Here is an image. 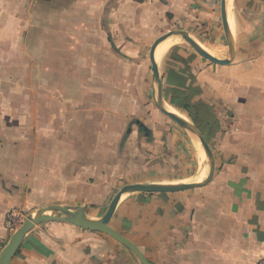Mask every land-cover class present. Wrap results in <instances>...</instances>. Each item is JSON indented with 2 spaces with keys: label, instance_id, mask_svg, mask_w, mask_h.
Segmentation results:
<instances>
[{
  "label": "crops",
  "instance_id": "obj_1",
  "mask_svg": "<svg viewBox=\"0 0 264 264\" xmlns=\"http://www.w3.org/2000/svg\"><path fill=\"white\" fill-rule=\"evenodd\" d=\"M226 16L230 65L193 71L172 51L158 66L163 106L212 147L210 181L126 193L109 221L148 264L264 260V0H232ZM171 29L200 47L226 42L220 0H0V251L9 213L60 205L98 219L125 185L205 180L199 140L156 108L143 58ZM190 84L202 109L181 108ZM9 264L140 263L102 233L46 222Z\"/></svg>",
  "mask_w": 264,
  "mask_h": 264
},
{
  "label": "water",
  "instance_id": "obj_2",
  "mask_svg": "<svg viewBox=\"0 0 264 264\" xmlns=\"http://www.w3.org/2000/svg\"><path fill=\"white\" fill-rule=\"evenodd\" d=\"M220 16H221V25L223 28L227 47L229 50L227 57L224 59L217 58L211 55L210 53H208L207 51H205L184 31L173 30L167 32L163 36L156 39L151 45L149 50V62L151 67V74L157 87L155 106L163 115H165L170 120L175 122L181 128L191 132L193 135L197 137L203 148L204 154L207 156L210 162V169L205 180L202 183H189L182 185H142V184L125 185L121 187V189L113 196L105 214L98 219L86 215L83 208L51 205L49 207L34 209L25 216L20 226L11 234L8 242L1 249L0 264H9L12 258L21 248L25 237L33 229V227L35 225L46 222H65L82 230L102 233L110 237L111 239L115 240L117 243L121 244L125 248H127L135 256V258L138 260L140 264H148L143 254L140 252V250L129 239L121 236L117 231H115L109 225V221L122 195L129 192L154 194V193H177L181 191H186L192 188H197L206 185L210 181L214 172V156L212 150L208 145V143L206 142V140L204 139L203 135L200 133V131L193 124L169 112L163 106L162 83L158 72V66L154 58V53L157 46L161 44L163 41L167 40L169 37L180 36L193 49V51L204 60L218 66L230 65L235 56V47L233 45L229 32V26L226 16V0H220ZM138 125L141 131H146V128L142 124L138 123Z\"/></svg>",
  "mask_w": 264,
  "mask_h": 264
},
{
  "label": "rangeland",
  "instance_id": "obj_3",
  "mask_svg": "<svg viewBox=\"0 0 264 264\" xmlns=\"http://www.w3.org/2000/svg\"><path fill=\"white\" fill-rule=\"evenodd\" d=\"M230 6V7H229ZM227 7H229L228 8V10H229V13H230V11H231V7H232V3L231 4H229ZM220 25V24H219ZM219 28V29H218ZM217 29H218V31L220 30V27H218ZM178 31V29H171L170 31ZM220 31H222V30H220ZM231 31L233 32V36H235L236 37V35H235V33H236V31H235V29H234V27H233V25L231 24ZM169 38H173V40H174V42H173V40H170V39H168L165 43H164V45H165V50H164V53H163V55L161 56V58H157V60L155 59V61H156V63H157V66H159V68L162 70V68L164 67V65L166 64V63H169V61L167 60L168 58H169V55H170V53L174 50L175 51V53L177 54V55H180L181 57H183V58H185V62H184V65L185 66H187L188 68L190 67V69H192L193 71H197V70H199L200 68H202L203 66H205L206 64H210L211 65V63L210 62H208V61H206V60H204L203 58H201L200 56H198L194 51H193V49L180 37V36H171V37H169ZM237 38V37H236ZM233 43H234V47H235V45H237V40L235 39V42L233 41ZM203 49H205L206 51H209V52H213V51H216V50H222V52L225 54L224 55V57H223V59L224 58H226L227 57V55H228V53H229V50H228V47H227V43L224 41V40H222V41H218V42H215V43H211L210 45L208 44L207 46H204V47H202ZM149 49H150V47H147L145 50H144V55H143V58L146 60V63H148V66L150 67V63H149V60H148V53H149ZM173 64V66L174 65H176V63L174 64V63H172L171 62V65ZM179 65V64H178ZM224 67H227V66H224ZM169 108V107H168ZM170 110H171V112H174V114H176L177 116H183V115H181V114H179V113H177L176 111H174L173 109H171V108H169ZM182 118H184L185 119V117L183 116ZM189 123H191L190 122V120L188 119L187 120ZM192 124V123H191ZM212 146V145H211ZM200 147V146H199ZM202 147V146H201ZM211 149H212V147H211ZM201 150H202V148H201ZM203 153V152H202ZM204 155V154H203ZM205 157V162H206V167H207V172L209 171V165H208V163L210 164V162H209V160H208V158H207V156H204ZM205 178H203V180H204ZM202 180V181H203ZM201 181V182H202ZM21 219V218H20ZM24 219V218H23ZM23 219H22V221H23ZM22 221H21V223H22ZM20 223V224H21ZM20 226V225H19ZM18 226V227H19ZM17 227V228H18ZM16 228V229H17ZM16 229H14V231L16 230ZM13 231V232H14Z\"/></svg>",
  "mask_w": 264,
  "mask_h": 264
},
{
  "label": "bare ground",
  "instance_id": "obj_4",
  "mask_svg": "<svg viewBox=\"0 0 264 264\" xmlns=\"http://www.w3.org/2000/svg\"><path fill=\"white\" fill-rule=\"evenodd\" d=\"M232 3V0H227L226 1V4H227V6L229 5V4H231ZM230 7V6H229ZM229 7H227V8H229ZM166 41V40H165ZM165 41H163V42H165ZM162 42V43H163ZM161 43V44H162ZM160 45V44H159ZM158 45V46H159ZM158 46H157V48H158ZM156 48V49H157ZM202 48V47H201ZM164 50H165V45H163V46H161V47H159L158 48V50L156 51L155 50V52H156V59L158 58H161V56L163 55V53H164ZM205 50V49H204ZM206 51V50H205ZM208 53H210L211 55H213V56H215V57H217V58H220V59H223V57H224V53L222 52V50L220 51V50H216V51H211V52H209V51H207ZM154 58H155V53H154ZM165 109H167L169 112H170V110L168 109V108H166L165 107ZM172 113V112H171ZM174 114V113H173ZM176 115V114H175ZM199 142V141H198ZM199 146H200V149H201V144H199ZM202 151V150H201ZM202 155H203V153H202ZM206 156V155H205ZM202 158H203V165H202V167H201V170H200V172H199V174H198V176L199 177H201V176H203L202 174H203V170H208L207 169V167H206V162H205V157H204V155L202 156ZM205 172H207V171H205ZM208 175V174H207ZM207 177V176H206ZM202 178V177H201ZM200 180V179H199Z\"/></svg>",
  "mask_w": 264,
  "mask_h": 264
},
{
  "label": "trees",
  "instance_id": "obj_5",
  "mask_svg": "<svg viewBox=\"0 0 264 264\" xmlns=\"http://www.w3.org/2000/svg\"><path fill=\"white\" fill-rule=\"evenodd\" d=\"M174 51V50H173ZM176 57L174 58L176 61H181L182 60V62L184 63L185 62V60H183V59H181L179 56H177V55H175ZM190 79H191V81H192V76L190 77ZM187 91H188V96H187V98L185 99V102H184V104L182 105V109L183 110H186V111H189L190 109H192V108H195V110H198L199 108H201L202 109V105H196V106H194V105H191L190 104V100H191V98L194 96V94H196L197 93V89H193L192 88V86H191V84L188 86V89H187ZM206 140V139H205ZM207 142V141H206Z\"/></svg>",
  "mask_w": 264,
  "mask_h": 264
},
{
  "label": "built area",
  "instance_id": "obj_6",
  "mask_svg": "<svg viewBox=\"0 0 264 264\" xmlns=\"http://www.w3.org/2000/svg\"><path fill=\"white\" fill-rule=\"evenodd\" d=\"M8 225L10 228L15 229L16 226L20 225L21 220H19L17 215H14L13 213H9L7 217ZM258 264H264V260L260 261Z\"/></svg>",
  "mask_w": 264,
  "mask_h": 264
}]
</instances>
